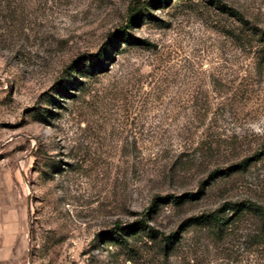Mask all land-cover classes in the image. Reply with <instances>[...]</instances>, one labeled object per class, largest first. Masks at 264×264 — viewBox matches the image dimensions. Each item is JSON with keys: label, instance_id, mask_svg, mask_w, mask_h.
<instances>
[{"label": "rangeland", "instance_id": "obj_1", "mask_svg": "<svg viewBox=\"0 0 264 264\" xmlns=\"http://www.w3.org/2000/svg\"><path fill=\"white\" fill-rule=\"evenodd\" d=\"M243 202L264 207V0H0V264H264L248 214L186 226Z\"/></svg>", "mask_w": 264, "mask_h": 264}, {"label": "trees", "instance_id": "obj_2", "mask_svg": "<svg viewBox=\"0 0 264 264\" xmlns=\"http://www.w3.org/2000/svg\"><path fill=\"white\" fill-rule=\"evenodd\" d=\"M126 38V37H125ZM230 210L233 211V217H225L221 211H215L207 215L197 216L191 218L187 221L188 225L193 228L203 227L208 231L210 236L222 237L226 229H228L234 221H239L244 214H248L258 222L256 226V231L250 237L249 246L251 248L261 249L264 247V207L255 202H243L234 203L230 206ZM127 236H132L133 238H140L144 234L149 238L159 240L160 249L166 254L171 248L174 249L179 243V237L177 233L172 235H160L158 231L153 228L148 227L143 221H139L128 227H123L121 229ZM119 242V241H118ZM126 244L122 242V245Z\"/></svg>", "mask_w": 264, "mask_h": 264}]
</instances>
